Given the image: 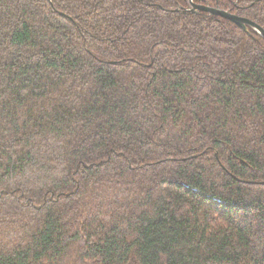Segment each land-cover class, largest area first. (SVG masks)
Instances as JSON below:
<instances>
[{"label":"trees","instance_id":"trees-1","mask_svg":"<svg viewBox=\"0 0 264 264\" xmlns=\"http://www.w3.org/2000/svg\"><path fill=\"white\" fill-rule=\"evenodd\" d=\"M186 1L0 0V264H264V40Z\"/></svg>","mask_w":264,"mask_h":264},{"label":"water","instance_id":"water-1","mask_svg":"<svg viewBox=\"0 0 264 264\" xmlns=\"http://www.w3.org/2000/svg\"><path fill=\"white\" fill-rule=\"evenodd\" d=\"M188 1H189L190 5H189V7L186 8V10L192 11V12L203 11V12H206L208 14L219 16L221 18H224V19H227V20L233 22L236 26H238L239 28H241L244 31L247 30V27H250L255 32H257L264 40V30L260 26L256 25L254 22H252L246 18L232 14L230 11L221 10L216 5L215 6L201 5V4H195L193 2V0H188Z\"/></svg>","mask_w":264,"mask_h":264},{"label":"flooded vegetation","instance_id":"flooded-vegetation-1","mask_svg":"<svg viewBox=\"0 0 264 264\" xmlns=\"http://www.w3.org/2000/svg\"><path fill=\"white\" fill-rule=\"evenodd\" d=\"M186 2H187V5H188V7H189V5H190V4H189V1L187 0ZM193 2H194L195 4L207 5V4H206V2H207L206 0H193ZM186 8H187V7H186Z\"/></svg>","mask_w":264,"mask_h":264}]
</instances>
